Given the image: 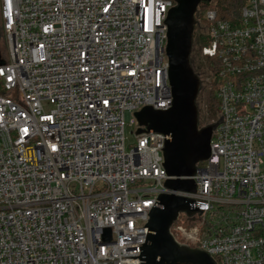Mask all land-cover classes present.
I'll list each match as a JSON object with an SVG mask.
<instances>
[{
    "label": "built area",
    "instance_id": "2783aa9c",
    "mask_svg": "<svg viewBox=\"0 0 264 264\" xmlns=\"http://www.w3.org/2000/svg\"><path fill=\"white\" fill-rule=\"evenodd\" d=\"M216 1L198 5L195 32L220 122L210 158L184 177L196 192L178 193L201 213L181 212L171 232L216 264H264V0H248L238 24ZM175 5L1 0L0 264H144L150 210L170 192L167 136L137 135L134 113L172 106Z\"/></svg>",
    "mask_w": 264,
    "mask_h": 264
},
{
    "label": "water",
    "instance_id": "95a60500",
    "mask_svg": "<svg viewBox=\"0 0 264 264\" xmlns=\"http://www.w3.org/2000/svg\"><path fill=\"white\" fill-rule=\"evenodd\" d=\"M175 1L166 20L172 106L166 110L145 106L134 113L137 135L155 132L167 136L163 166L168 179L163 185L170 192L160 193L157 204L150 210L147 226L151 232L142 248V256L144 264H216L206 250L178 242L171 232L181 212L188 215L201 213L193 206V199L178 193L196 192L195 181L184 177L194 175L198 163L210 158L213 131L220 122L200 125L197 98L202 82L191 58L197 7L210 0ZM3 63L0 56V65Z\"/></svg>",
    "mask_w": 264,
    "mask_h": 264
},
{
    "label": "trees",
    "instance_id": "16d2710c",
    "mask_svg": "<svg viewBox=\"0 0 264 264\" xmlns=\"http://www.w3.org/2000/svg\"><path fill=\"white\" fill-rule=\"evenodd\" d=\"M248 0H217L214 4V8L217 10L218 18L231 21L234 24H238L240 22V13L242 7L247 3ZM5 39V40H4ZM4 41H6L5 32H4V25H3V19H2V7H1V0H0V56L3 61L7 60L4 59V53L6 44H4ZM194 41L201 44H206L207 41L205 39L198 38L197 32L194 34ZM209 60V64L211 63V60ZM214 69V73H215ZM218 106H219V100L214 94V89L212 88L209 91V98L206 106V113H207V119H209V122H213L218 117Z\"/></svg>",
    "mask_w": 264,
    "mask_h": 264
},
{
    "label": "rangeland",
    "instance_id": "374dc122",
    "mask_svg": "<svg viewBox=\"0 0 264 264\" xmlns=\"http://www.w3.org/2000/svg\"><path fill=\"white\" fill-rule=\"evenodd\" d=\"M5 40V39H4ZM4 44H6L5 53H4V59H9V49L7 45V41H4ZM198 43L194 41L193 44V50H192V62L195 72L203 79L201 81V90L199 92L197 103L199 108V116H200V125L204 126L207 124H210L212 122H209V119H207V113H206V106L209 98V86L207 85L206 77L208 76V67H209V60L206 57H203L200 53V51L197 48ZM214 122V121H213ZM135 133H134V126L133 125H127L126 126V146L127 148H130L134 145L135 142ZM142 185L141 182H137L134 187Z\"/></svg>",
    "mask_w": 264,
    "mask_h": 264
}]
</instances>
